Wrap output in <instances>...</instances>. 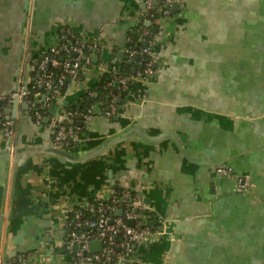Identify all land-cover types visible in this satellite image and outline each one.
Instances as JSON below:
<instances>
[{
    "label": "crops",
    "instance_id": "1",
    "mask_svg": "<svg viewBox=\"0 0 264 264\" xmlns=\"http://www.w3.org/2000/svg\"><path fill=\"white\" fill-rule=\"evenodd\" d=\"M179 1L144 21L157 58L144 80L123 67L132 34L146 43L143 0H31L29 14L26 0H0V99L33 83L68 30L104 50L67 80L53 114L67 120L113 68L131 79L115 114L102 111L110 95L94 104L70 149L78 161L47 150L56 115L40 126L20 104L12 154L0 123L1 260L36 251L27 264H74L72 210L130 187L157 229L175 220L130 264H264V0ZM219 164L251 175L249 195L234 193L237 176L216 174Z\"/></svg>",
    "mask_w": 264,
    "mask_h": 264
},
{
    "label": "built area",
    "instance_id": "2",
    "mask_svg": "<svg viewBox=\"0 0 264 264\" xmlns=\"http://www.w3.org/2000/svg\"><path fill=\"white\" fill-rule=\"evenodd\" d=\"M176 0H144L145 12L143 19L136 27V33L146 40V45L126 49V60L137 67L134 78L148 79L155 75L157 70V58L153 52L154 40L152 32L145 26L144 21L153 20L156 16L168 17L172 14V7ZM132 42V38H129ZM104 44L98 39L92 40L74 30H68L60 38V42L50 48V51L43 56L39 62V74L33 84H21L8 97L1 99L6 102L5 106L0 105V123L3 135L10 142V153L14 152V141L17 134L16 118L7 114V109L15 101L19 104L27 103L31 112L40 103L34 112L37 125H42L43 119L53 110L52 100L58 97L63 102L65 95L59 93L58 85H64L69 77H77L79 73L92 65V55L101 53ZM63 55V56H61ZM61 56V59L59 57ZM52 68H60L57 81L54 80ZM107 74L111 76L108 87L111 90L107 102V108L103 112L113 115L119 106V100L123 92L128 90L131 79L122 74L118 69H111ZM56 90V92H55ZM95 95V91L88 93ZM95 108L88 110H70L66 113L67 120H62L60 115L55 117V131L52 145L70 150L79 140L83 130V124L88 123L95 117ZM32 114V113H31ZM215 173L221 176H237V190L248 191L253 186V181L247 174H236V172L219 164L214 167ZM146 205L141 196L130 187L123 188L120 193L115 192L112 196L104 199H97L87 203L85 206L72 210L71 216L67 219L70 229L68 240L71 245L75 242L78 249L75 252L74 264H130L138 258V251L146 245L153 235L162 234L145 214ZM118 209L123 210L122 215H117ZM132 222V224H131ZM168 220H161V225L166 226ZM166 232V231H165ZM100 241V251L91 249L92 241ZM139 254V253H138ZM36 255V251L23 253L13 260L4 261L0 264H27Z\"/></svg>",
    "mask_w": 264,
    "mask_h": 264
},
{
    "label": "trees",
    "instance_id": "3",
    "mask_svg": "<svg viewBox=\"0 0 264 264\" xmlns=\"http://www.w3.org/2000/svg\"><path fill=\"white\" fill-rule=\"evenodd\" d=\"M154 19L155 18H153V20ZM139 38H140L139 35L132 34V42L130 44L131 47H134L135 48V47L138 46ZM61 56H63V55H61ZM61 56L59 57V59H61ZM131 66L132 65L129 64V62L127 60H124L123 61V67L125 69H129V67H131ZM52 69L54 71V80L57 81V79H58L57 77H58V74L61 73V69L60 68H52ZM110 79H111V76L109 74H104L102 76V78H101V81H100L99 85L96 88V92H97L98 95L97 96L96 95L90 96L89 94L84 95L76 104H74L72 106V108L70 110L71 111L72 110H76L79 107L81 110L86 111L89 108H91L92 106H94V104H100L103 101H105V99H107V95H110V93H111V90L108 87V82H109ZM55 86L58 87L59 93H57V94L63 95V94H66L67 93V88H68V82L67 81L62 86L61 85H58L57 83H56ZM55 92H56V90H55ZM126 94H127V91L123 92L122 95H121V98L124 99L125 96H126ZM57 102L59 103L58 97L53 98L52 103H53L54 106H56ZM0 105L1 106H5L6 105V102L5 101H2L0 99ZM40 105L41 104L38 103L36 105V108L37 107H40ZM36 108L31 111V113H32L33 116H34V112H35ZM48 113L53 114V113H51L49 111H48ZM84 128H85V126H84ZM84 128H83V130H84ZM121 191L122 190H117L116 192L117 193H120Z\"/></svg>",
    "mask_w": 264,
    "mask_h": 264
},
{
    "label": "water",
    "instance_id": "4",
    "mask_svg": "<svg viewBox=\"0 0 264 264\" xmlns=\"http://www.w3.org/2000/svg\"><path fill=\"white\" fill-rule=\"evenodd\" d=\"M144 1V0H143ZM30 3H31V0H26V5H27V7H26V9H27V13L29 14V6H30ZM144 7H145V4H144ZM173 9L174 10H179V9H181V2L179 1V0H176L175 1V3H174V5H173ZM148 25H149V23H148ZM146 45V44H145ZM43 57V56H42ZM136 70V69H135ZM72 77H69L68 78V81H72ZM122 102V100L120 99L119 100V103H121ZM60 103H62V101L60 102ZM66 103V102H65ZM64 103V104H65ZM19 103L17 102V101H15L14 103H13V105H12V108H13V114H12V116L14 117V118H16V114H17V110H18V107H19ZM22 105H23V108L25 109V110H28L29 109V105L27 104V103H22ZM53 113V112H52ZM53 115H56L55 117L57 118V117H59L60 116V114H57V113H54ZM45 119H47L46 117H45ZM45 119H44V121L43 122H45ZM52 128H53V131H55V126H52ZM8 140V139H7ZM47 150H49V152H51L52 154H56V155H58V156H61V157H64V158H66V159H68L69 161H78V159L79 158H77V157H75V155L73 154V153H71L70 152V150H67V149H64V148H61V147H55V146H53L52 145V141L49 143V146H48V148H47ZM6 151H8V153H10V151H11V149H10V142H9V140H8V145H7V150ZM95 154V152H91V153H87V154H85V158H88V157H91L92 155H94ZM80 156V155H79ZM81 158H83L82 156H80ZM250 176V178H251V180L253 181V178L251 177V175H249ZM253 185H254V182H253ZM250 190V189H249ZM249 190L248 191H246V192H243V191H241V190H237V188L234 190V193L235 194H239V195H249ZM141 195H143V194H141ZM147 204H149V203H147ZM116 214L117 215H122L123 214V210L122 209H118L117 211H116ZM166 220H168V226H172L173 224H174V222H175V220H172V219H169V218H167ZM131 224H132V222H131ZM160 231H163V226H161L160 227V229H159ZM167 231V230H166ZM101 248H102V243L100 242V241H97V240H95V241H92V243H91V249L93 250V251H100L101 250ZM73 249H74V251L76 252L77 251V249H78V244H77V242H75L74 243V245H73ZM167 255V254H166ZM165 257V256H164Z\"/></svg>",
    "mask_w": 264,
    "mask_h": 264
}]
</instances>
